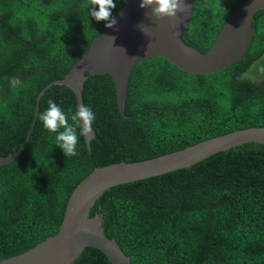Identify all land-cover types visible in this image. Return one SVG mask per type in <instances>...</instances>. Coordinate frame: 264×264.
Returning a JSON list of instances; mask_svg holds the SVG:
<instances>
[{
  "label": "trees",
  "instance_id": "16d2710c",
  "mask_svg": "<svg viewBox=\"0 0 264 264\" xmlns=\"http://www.w3.org/2000/svg\"><path fill=\"white\" fill-rule=\"evenodd\" d=\"M246 1L194 0L182 42L206 52ZM114 2L113 17L127 0ZM86 3L0 0V157L22 145L41 89L63 79L105 29ZM253 19L249 50L218 73H184L161 57L133 68L127 120L117 112L112 79L85 73L82 103L95 114L94 139L87 148L79 137L76 156L66 157L55 145L57 133L38 119L52 100L72 123L74 95L50 87L24 150L0 167V260L54 236L70 194L95 168L146 161L234 131L264 128V10ZM13 77L21 82L16 88ZM94 215L101 216L105 236L131 264H264V146L244 144L187 169L113 187L95 202L89 217ZM72 264L110 263L85 248Z\"/></svg>",
  "mask_w": 264,
  "mask_h": 264
},
{
  "label": "water",
  "instance_id": "95a60500",
  "mask_svg": "<svg viewBox=\"0 0 264 264\" xmlns=\"http://www.w3.org/2000/svg\"><path fill=\"white\" fill-rule=\"evenodd\" d=\"M193 1L185 0L190 10L182 17L179 27L174 28L169 19L156 21L146 16L150 10L140 7L141 0H127L114 16L116 26L105 27L63 79L52 81L37 94L32 122L22 145L14 153L0 157V167L14 161L24 150L37 119L39 101L52 86L71 91L77 110L83 105L85 73L108 75L114 85L117 112L127 120L124 106L128 79L132 69L146 60L161 57L176 69L193 75L215 74L239 62L252 44L255 35L253 17L264 10V0H248L238 7L204 53L181 40L189 23ZM141 24L147 26V34L138 27ZM83 138L89 148L94 139L93 131ZM248 143L264 146V128L234 131L146 161L95 168L70 194L58 232L27 251L0 260V264H72L85 248L99 251L110 264H131L117 243L105 236L101 216L89 217L91 208L103 193L119 185L187 169L215 154Z\"/></svg>",
  "mask_w": 264,
  "mask_h": 264
},
{
  "label": "clouds",
  "instance_id": "9594fccd",
  "mask_svg": "<svg viewBox=\"0 0 264 264\" xmlns=\"http://www.w3.org/2000/svg\"><path fill=\"white\" fill-rule=\"evenodd\" d=\"M83 6L90 8V16L97 22H105V26L110 29L116 26L117 20L112 15V10L116 8L114 0H87V3ZM140 7L149 9L150 11L146 12V16L153 20H171L174 28L179 27L183 22L182 17L190 10V6L185 3V0H141ZM120 15H123V13L121 12ZM138 27L146 33V25L141 24ZM112 38L114 40V37ZM20 83V80L15 77L10 80L13 88H16ZM68 111L72 113L71 109ZM38 119L42 122L45 130L57 133L55 145L62 149L66 157H70L77 155L76 148L79 137H88L92 134L95 114L90 107L80 105L71 114L72 123L70 124L69 115L58 107L54 101L49 100L48 108L39 114ZM78 129L79 135L77 134Z\"/></svg>",
  "mask_w": 264,
  "mask_h": 264
},
{
  "label": "bare ground",
  "instance_id": "6f19581e",
  "mask_svg": "<svg viewBox=\"0 0 264 264\" xmlns=\"http://www.w3.org/2000/svg\"><path fill=\"white\" fill-rule=\"evenodd\" d=\"M193 2H194V1H193ZM192 7H193V3H192ZM241 60H242V59H241ZM241 60H240V61H241Z\"/></svg>",
  "mask_w": 264,
  "mask_h": 264
}]
</instances>
